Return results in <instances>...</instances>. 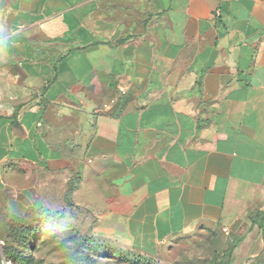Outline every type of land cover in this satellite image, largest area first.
<instances>
[{"label":"crops","instance_id":"1","mask_svg":"<svg viewBox=\"0 0 264 264\" xmlns=\"http://www.w3.org/2000/svg\"><path fill=\"white\" fill-rule=\"evenodd\" d=\"M0 13V204L66 211L82 236L146 258L225 232L231 264H264V0Z\"/></svg>","mask_w":264,"mask_h":264},{"label":"rangeland","instance_id":"2","mask_svg":"<svg viewBox=\"0 0 264 264\" xmlns=\"http://www.w3.org/2000/svg\"><path fill=\"white\" fill-rule=\"evenodd\" d=\"M5 202L7 200L0 204V264H231L228 254L238 243L237 238L225 232L196 233L178 240L158 257L146 258L110 251L92 239L77 248L74 241L59 236L55 230L44 234L35 242L34 247L30 246L24 251L30 257L29 263L5 262L2 257L3 247L20 248L18 235L15 236L11 227H15L14 231L22 235L26 234L24 226L38 221L46 225L51 223L53 230L59 225H68L72 229L78 226V221L70 220L66 211L51 212L45 208L37 210L29 206L25 213L18 214L14 206ZM43 211L47 215L41 214ZM232 264H235V260H232Z\"/></svg>","mask_w":264,"mask_h":264},{"label":"trees","instance_id":"3","mask_svg":"<svg viewBox=\"0 0 264 264\" xmlns=\"http://www.w3.org/2000/svg\"><path fill=\"white\" fill-rule=\"evenodd\" d=\"M37 210L43 209V208H36ZM48 211V210H47ZM41 214L47 215L45 211H43ZM41 219L44 221L43 215H41ZM37 221V220H36ZM44 222V224L41 221L34 222L32 225L24 226L23 231L26 234L20 235V232H17V230L14 231L15 227H11L12 232L16 235H18L19 238V245L20 248L16 249H6L2 248V257L4 258L5 262H14V263H29L30 257L27 256L24 251L29 248L30 246L34 247L35 242L39 241L44 234H49L52 231H57L58 235L63 237L65 236L71 241L75 242V247L80 248L82 245H85L87 241L90 240V238L80 235V233L74 229H72L68 225H59V227H55L53 230L52 224ZM22 230V229H21ZM79 233V234H78ZM90 242V241H89ZM112 251V250H110ZM232 251H229V257L231 259L232 257ZM114 252V251H113Z\"/></svg>","mask_w":264,"mask_h":264},{"label":"clouds","instance_id":"4","mask_svg":"<svg viewBox=\"0 0 264 264\" xmlns=\"http://www.w3.org/2000/svg\"><path fill=\"white\" fill-rule=\"evenodd\" d=\"M22 28L15 30L11 35L12 36H16L21 34L22 32ZM6 32V27H5V23H4V17H3V13H0V35H3Z\"/></svg>","mask_w":264,"mask_h":264},{"label":"built area","instance_id":"5","mask_svg":"<svg viewBox=\"0 0 264 264\" xmlns=\"http://www.w3.org/2000/svg\"><path fill=\"white\" fill-rule=\"evenodd\" d=\"M115 103H116V99L113 98V99L109 100L108 102L104 103V104L102 105V109H103V110H108V109H109L112 105H114Z\"/></svg>","mask_w":264,"mask_h":264}]
</instances>
